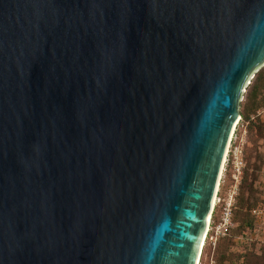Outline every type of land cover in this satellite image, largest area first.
Returning <instances> with one entry per match:
<instances>
[{"label": "water", "instance_id": "water-1", "mask_svg": "<svg viewBox=\"0 0 264 264\" xmlns=\"http://www.w3.org/2000/svg\"><path fill=\"white\" fill-rule=\"evenodd\" d=\"M264 0H0V264H197Z\"/></svg>", "mask_w": 264, "mask_h": 264}, {"label": "rangeland", "instance_id": "rangeland-1", "mask_svg": "<svg viewBox=\"0 0 264 264\" xmlns=\"http://www.w3.org/2000/svg\"><path fill=\"white\" fill-rule=\"evenodd\" d=\"M255 80L251 81L242 97L241 116L234 129L236 146H241L243 150L245 168L232 207V226L226 235H217L215 228L222 220L225 200H229L230 191L235 185L233 170L229 167L220 176L218 198L221 202L216 205L213 216L209 217L212 218L214 230L209 233L208 238L205 235L207 240L203 241L198 264H264V219L261 223H256L253 219L252 226L246 223L241 228L242 223L238 218H242L238 215L241 212L242 198L245 201L250 199L251 205H256L255 209L264 210V87L260 89L255 111H244L248 93ZM247 114L249 120L244 118Z\"/></svg>", "mask_w": 264, "mask_h": 264}, {"label": "built area", "instance_id": "built-area-1", "mask_svg": "<svg viewBox=\"0 0 264 264\" xmlns=\"http://www.w3.org/2000/svg\"><path fill=\"white\" fill-rule=\"evenodd\" d=\"M235 134H236V131L231 136L228 149L226 152V156L224 159L223 168H222V173H223L224 170L227 171L229 167H232L235 185L232 187V190L230 191L231 194H230L229 200H225V208H224L222 220L219 223V225L215 228V230L217 231V235L219 234L226 235V233L229 231V229L232 226V207L235 203V196L238 191V185L241 181L240 179L243 174V169L245 168V163L243 159V150L241 146H236L237 141H236ZM220 182H221V178H220ZM219 188L216 192V197L214 200V208L211 213L212 216L214 214L216 205L221 202V200L218 198L219 197L218 194L220 191ZM251 214L254 217L256 223H261L264 219V210L261 208L254 209ZM209 227H210V230H209ZM212 230H214V228H212V218H211V223L210 224L208 223V231L206 234L207 238L209 236V233Z\"/></svg>", "mask_w": 264, "mask_h": 264}, {"label": "trees", "instance_id": "trees-1", "mask_svg": "<svg viewBox=\"0 0 264 264\" xmlns=\"http://www.w3.org/2000/svg\"><path fill=\"white\" fill-rule=\"evenodd\" d=\"M255 82L252 84V87L248 93L247 96V103L245 105V110H250L251 112H254L256 109V104L258 103V96L260 95V89H262L264 87V69L261 70L255 77ZM244 116V114H243ZM246 120H249V114L245 115L244 117ZM241 212L240 215L242 218L238 217L236 215V219L237 217L239 218V220L241 221V225L240 227L242 228L246 223H248L250 226H252V222L254 217L252 216V211L255 209L256 205H251V201L250 199H247L245 201L244 198H242L241 202ZM255 220V219H254Z\"/></svg>", "mask_w": 264, "mask_h": 264}, {"label": "bare ground", "instance_id": "bare-ground-1", "mask_svg": "<svg viewBox=\"0 0 264 264\" xmlns=\"http://www.w3.org/2000/svg\"><path fill=\"white\" fill-rule=\"evenodd\" d=\"M237 123H238V122H237ZM237 123H236L235 127L238 125ZM234 129H235V128H234ZM234 132H235V130H233V133H232V134H234ZM221 176H222V175H221ZM219 186H220V185L218 184V187H219ZM216 201H217V199H216ZM213 208H214V205H213ZM211 216H212V215H211ZM209 217H210V216H209ZM210 220H211V218L208 219V223H209V222L211 223ZM209 230H210V227H209ZM206 233H207V232H206ZM205 235H206V234H205ZM204 237H205V236H204ZM204 240L206 241V237H205ZM204 240H203V241H204ZM202 244H203V243H202ZM199 260H200V256H199V258H198V262H197V264L199 263Z\"/></svg>", "mask_w": 264, "mask_h": 264}]
</instances>
